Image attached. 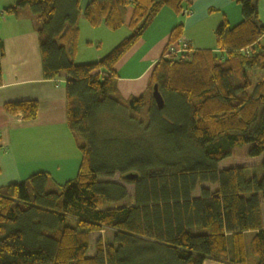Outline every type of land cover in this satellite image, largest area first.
I'll use <instances>...</instances> for the list:
<instances>
[{
  "label": "trees",
  "instance_id": "1",
  "mask_svg": "<svg viewBox=\"0 0 264 264\" xmlns=\"http://www.w3.org/2000/svg\"><path fill=\"white\" fill-rule=\"evenodd\" d=\"M80 1L19 0L4 10L27 8L36 16L42 76L64 82L66 126L81 164L62 186L37 173L0 188V264H264V82L251 76L264 71L259 0H230L240 6L241 21L230 28L222 20L215 51L167 54L183 34L182 24L173 27L145 95L127 101L117 93L115 64L163 8L180 14L186 0H88L82 15L92 28L118 30L130 7L129 35L99 60L75 64ZM3 55L0 40V61ZM118 108L132 122L126 134L95 129ZM3 109L31 121L39 105L15 101ZM142 114L137 123L152 137L132 134ZM247 144V157H261L260 171L220 169L229 147ZM115 173L134 186L127 204L118 205L127 198L121 185L98 181ZM126 174L137 178L125 180ZM201 184L215 188L195 195ZM105 229L112 231L108 243L97 240L94 256H86L89 236ZM245 233H252L248 245Z\"/></svg>",
  "mask_w": 264,
  "mask_h": 264
},
{
  "label": "crops",
  "instance_id": "2",
  "mask_svg": "<svg viewBox=\"0 0 264 264\" xmlns=\"http://www.w3.org/2000/svg\"><path fill=\"white\" fill-rule=\"evenodd\" d=\"M18 1L0 0V40L4 51L0 61V188L21 183L37 173L47 174L55 185L62 186L76 177L81 164L77 141L66 126L63 77L62 81L43 78L36 16L27 8L19 9L16 14L4 11ZM87 2L88 0H81L79 4L78 40L81 28L86 30L87 21L84 22L82 13ZM182 6L180 14L163 8L142 37L115 64L116 89L122 100L137 99L145 95L151 71L155 63L165 56L164 49L170 31L176 25L183 26L182 37L173 43L178 48L186 44L193 51H215L214 30L222 20L225 19L230 28L241 21L240 6L230 0H186ZM131 16L132 9L128 7L123 12L122 26L114 31L117 33L122 30L123 34H106L108 42H111L109 44H116L120 38L124 39L129 35ZM257 17L264 26V0L257 3ZM92 40L98 43L95 38ZM88 43L92 44V41ZM259 44L264 46V36ZM100 45L99 41L98 46ZM99 59H95L93 54L87 61L76 63H89ZM251 76L253 80L259 76L264 82V71H251ZM26 100L38 102V113L33 120L25 121L20 115L12 116L4 112L5 103ZM262 211L264 219V204ZM105 230L110 231L112 236L111 230ZM105 230L89 236L86 256H94V243L98 240L95 237L102 235ZM251 235L252 233L244 234L245 244L246 237L249 243ZM203 264L229 263L206 259Z\"/></svg>",
  "mask_w": 264,
  "mask_h": 264
},
{
  "label": "rangeland",
  "instance_id": "3",
  "mask_svg": "<svg viewBox=\"0 0 264 264\" xmlns=\"http://www.w3.org/2000/svg\"><path fill=\"white\" fill-rule=\"evenodd\" d=\"M82 18L84 22H86L83 16ZM106 34H109V35L115 34L114 36H121L120 34H123V31L120 30V31H117V33H115L114 31L107 30L103 26H101L100 28H92L88 25V23L86 24V30L81 28L80 39L78 40V50H77L78 53H76L77 55H75L74 57V61H75L74 63L77 64L76 61H81V62L87 61V59L91 57L93 54L95 56V59H99L101 56L103 57L109 51H111V49L115 47V45L118 44L123 39V38H120L121 40L119 39L116 44L112 45V44H109L111 42H108ZM93 38L98 40V43L93 41L92 40ZM89 41H92V44H89L88 43ZM99 41L101 42L100 46H98ZM127 116H128V112L126 110L122 108L120 109L118 108L117 114L112 113V114L101 116V118L97 120V122H95V127H96L95 129L98 131L107 130L108 132H106V135L110 134L111 136H122L123 134L127 133V130H125L126 128L124 126L125 123H127L128 126L132 124L131 121H127ZM143 119H144L143 114L136 116V120H137L136 124L138 126L136 125L134 131H132L133 132L132 134L134 136H140V135L144 136L145 134L147 135V137H152L151 135H148L151 133L150 129L148 130L147 127H144L143 125H139V123H137L138 121L143 120ZM163 120H166V118H164ZM148 123H149V120L147 118L144 121V124L146 125ZM109 130H111L112 133H109ZM154 136H155L154 139L158 138L156 135ZM251 147L252 146L250 144L229 147L228 151L230 152L231 155L221 162V164L219 165L220 169L239 167V166H243V167H256L257 166L258 170L260 171L261 169H260L259 163H260L261 157L258 159H251L247 157V152L249 151ZM98 181L114 182V183L121 185L125 189L127 198L126 200L119 203L118 205L127 204L130 202V200H132L134 186L130 183L124 182L123 178L119 174L115 173L111 177H99ZM201 187H205L210 190H213L215 188V186L213 185L201 184L197 187L195 191V195H198V190ZM111 237H112L111 232L105 230V232L102 233V235L99 234L98 237H95V238H98V240L100 239L103 244H107ZM247 239L248 237H246V244L248 245ZM92 241L93 239H91V249L93 247ZM91 249L89 250V252H91Z\"/></svg>",
  "mask_w": 264,
  "mask_h": 264
},
{
  "label": "water",
  "instance_id": "4",
  "mask_svg": "<svg viewBox=\"0 0 264 264\" xmlns=\"http://www.w3.org/2000/svg\"><path fill=\"white\" fill-rule=\"evenodd\" d=\"M151 96H152V98L154 100V103H155L156 107L159 110L162 109L163 108V100H162L161 95L158 92L157 85L153 86ZM124 178H125V180L132 181V180H135L137 178V175L126 174Z\"/></svg>",
  "mask_w": 264,
  "mask_h": 264
},
{
  "label": "built area",
  "instance_id": "5",
  "mask_svg": "<svg viewBox=\"0 0 264 264\" xmlns=\"http://www.w3.org/2000/svg\"><path fill=\"white\" fill-rule=\"evenodd\" d=\"M0 16H1V13H0ZM188 51H193L191 50L190 48H188V46L186 44L182 45L181 48H178L175 44H172L169 46L168 50H167V54H170V55H179V54H183V53H186Z\"/></svg>",
  "mask_w": 264,
  "mask_h": 264
}]
</instances>
